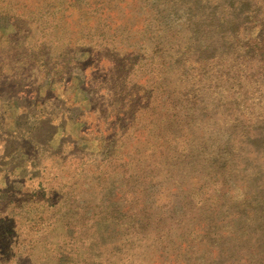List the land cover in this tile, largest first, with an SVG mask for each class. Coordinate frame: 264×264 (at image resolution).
<instances>
[{"label": "rangeland", "instance_id": "obj_1", "mask_svg": "<svg viewBox=\"0 0 264 264\" xmlns=\"http://www.w3.org/2000/svg\"><path fill=\"white\" fill-rule=\"evenodd\" d=\"M255 2L0 0V264H264Z\"/></svg>", "mask_w": 264, "mask_h": 264}, {"label": "trees", "instance_id": "obj_2", "mask_svg": "<svg viewBox=\"0 0 264 264\" xmlns=\"http://www.w3.org/2000/svg\"><path fill=\"white\" fill-rule=\"evenodd\" d=\"M244 7L232 8L238 12L232 18L237 23V32H223L221 37L235 43L241 52L243 68L246 73L252 72L256 78L264 79V2H255ZM239 16V18H236ZM207 33L214 31L213 27H206ZM235 31V29H234Z\"/></svg>", "mask_w": 264, "mask_h": 264}, {"label": "crops", "instance_id": "obj_3", "mask_svg": "<svg viewBox=\"0 0 264 264\" xmlns=\"http://www.w3.org/2000/svg\"><path fill=\"white\" fill-rule=\"evenodd\" d=\"M73 125H75V123H73L71 126H70V129L66 128L65 126H55L53 128V131H52V134H51V139L54 140V142L60 140L61 138L63 139V142L64 143H72L73 141L71 139H69V137L72 135H74L72 132V130L74 131H78V127L77 125H75L74 127H72ZM70 132H68L67 130ZM61 136V137H60Z\"/></svg>", "mask_w": 264, "mask_h": 264}]
</instances>
